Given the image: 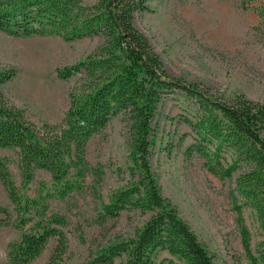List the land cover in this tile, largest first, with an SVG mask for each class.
<instances>
[{
  "label": "trees",
  "instance_id": "1",
  "mask_svg": "<svg viewBox=\"0 0 264 264\" xmlns=\"http://www.w3.org/2000/svg\"><path fill=\"white\" fill-rule=\"evenodd\" d=\"M150 11L148 0H0V31L9 36H54L67 42L102 38L83 60L57 70L61 80L80 77L56 124L33 125L8 101L3 88L17 70L0 63V149L17 152L20 187L11 180L4 158H0V182L17 213L14 225L22 231L7 244L1 264H30L52 239L55 243L44 264L63 260L68 220L50 210V201L81 192L87 177L96 174L86 160L87 143L118 115L128 128L129 159L137 174L102 202L98 217L116 218L127 209L150 216L133 237L103 247L87 264H113L122 255L124 264H215L176 206L161 195L149 165L159 106L178 93L191 105L193 115L181 119L193 132L185 154H196L204 169L219 179H230L245 167L230 192L234 224L247 263L264 264V105L242 94L216 97L208 89L170 77L148 39L134 26L137 15ZM37 170L48 173L49 180H38L30 197L23 189ZM244 206L253 211L261 230L262 238L254 247ZM0 213L4 215L0 227L8 226L7 210L0 207Z\"/></svg>",
  "mask_w": 264,
  "mask_h": 264
},
{
  "label": "rangeland",
  "instance_id": "2",
  "mask_svg": "<svg viewBox=\"0 0 264 264\" xmlns=\"http://www.w3.org/2000/svg\"><path fill=\"white\" fill-rule=\"evenodd\" d=\"M148 5L151 11L137 15L134 26L148 39L170 77L208 89L216 97L242 94L264 105V0H148ZM101 42L97 36L67 42L54 36L16 38L0 31V63L17 70L3 88L5 96L33 125L58 123L80 75L61 80L57 70L83 60ZM189 106L179 93L159 106L151 171L161 195L176 206L215 264H248L230 197L235 178L245 167L230 179H219L204 169L196 154H185L193 132L181 119L193 116ZM183 134L187 136L181 141ZM0 158L6 159L11 180L19 188L17 152L0 149ZM86 160L97 175L87 177L81 192L50 201V210L68 220V249L59 264H87L103 247L133 237L150 216L127 209L116 218L98 217L102 202L137 174L129 159L128 128L122 115L92 136ZM38 180L48 181V173L35 171L33 182L23 189L28 196H34ZM6 194L0 182V207L9 214V225L0 227V264L7 244L22 234L14 225L17 213ZM242 211L254 247L262 238L261 230L253 211L248 206ZM54 243L50 240L30 264H44ZM125 259V255L117 257L113 264H124Z\"/></svg>",
  "mask_w": 264,
  "mask_h": 264
}]
</instances>
